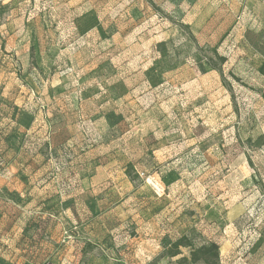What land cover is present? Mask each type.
<instances>
[{
	"label": "rangeland",
	"instance_id": "obj_1",
	"mask_svg": "<svg viewBox=\"0 0 264 264\" xmlns=\"http://www.w3.org/2000/svg\"><path fill=\"white\" fill-rule=\"evenodd\" d=\"M263 69L264 0H0V264H264Z\"/></svg>",
	"mask_w": 264,
	"mask_h": 264
},
{
	"label": "trees",
	"instance_id": "obj_2",
	"mask_svg": "<svg viewBox=\"0 0 264 264\" xmlns=\"http://www.w3.org/2000/svg\"><path fill=\"white\" fill-rule=\"evenodd\" d=\"M186 30L188 31L191 40L197 44L196 39L190 32L189 28H187ZM197 48L199 51L200 50H202V52L204 51V49L202 48L201 49L199 47ZM203 56H204L205 65L215 70L223 77L224 76L223 68L227 64V61H228L227 57L220 54L218 49L216 48H214L213 50L209 49L208 52ZM262 71L264 72V69ZM261 97L264 100V91L261 92ZM18 120L19 119L16 120L15 116L12 119L14 123L19 124ZM46 147H49L48 143H44L43 146L35 153L31 151H26L25 153L30 155L31 157H35V156L38 157L39 155L44 157L46 156V149H45ZM46 160H48V158ZM172 246H171L172 249L169 251V256L171 258H175L181 254V251H180L181 248L191 247V244L189 243L186 237H181L180 239L175 241ZM218 255H219V246L214 242H210L208 245H203L202 247L196 250H193L191 252V258L188 259L184 257L183 259H181V262L185 264H198L200 262L210 264L211 259L218 258Z\"/></svg>",
	"mask_w": 264,
	"mask_h": 264
}]
</instances>
